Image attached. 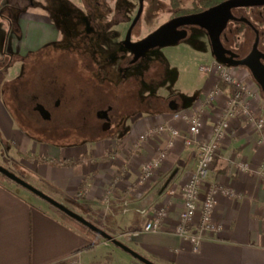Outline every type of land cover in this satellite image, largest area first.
<instances>
[{"label":"crops","instance_id":"obj_1","mask_svg":"<svg viewBox=\"0 0 264 264\" xmlns=\"http://www.w3.org/2000/svg\"><path fill=\"white\" fill-rule=\"evenodd\" d=\"M1 9L0 15L4 12ZM13 16V22L8 20L9 27L1 24L2 16L0 20V146L8 143L10 148L9 152L1 151L5 163L13 166L16 158L11 152L17 153L23 165L38 162L32 164L31 172L41 179L50 197L82 216L95 217L99 224L106 225V231L155 264H264V142H260L262 135L253 124L239 117L231 121L206 186L230 188L237 197H219L214 219L222 225V232L218 237L207 236L197 251L175 234L182 200L179 195H170L171 190L179 191L197 168V149L186 147L178 138L155 176L146 185L140 183L143 161L156 157L170 141L169 133L141 140L140 135L147 130L169 124L186 135V124L174 120V113L201 108L203 136L210 134L229 94L226 89L213 103L203 101L219 82L216 76L205 74L201 88L188 103L173 100L172 107L135 119L118 140H106V153L95 156L79 146L63 149L43 144L26 133L6 105L3 75L10 71L8 66L17 63L13 64V58L6 61L5 45L7 48L9 43L12 54L29 57L57 43L59 26L36 7H20ZM215 60L212 57L209 63ZM235 73L238 80L251 87L245 72ZM250 93L246 99L251 104L256 99L252 90ZM252 110L264 118V108L258 103H252ZM29 155L36 158L28 159ZM245 163L250 165V172L241 171ZM11 185L0 183V264H72L75 258L80 264H93L90 255L97 247L91 248L96 243L94 238L62 221L47 202ZM161 208L169 212L162 229L146 231L149 216ZM118 249L114 245L106 247L113 257L106 264L125 259Z\"/></svg>","mask_w":264,"mask_h":264},{"label":"rangeland","instance_id":"obj_2","mask_svg":"<svg viewBox=\"0 0 264 264\" xmlns=\"http://www.w3.org/2000/svg\"><path fill=\"white\" fill-rule=\"evenodd\" d=\"M175 1L179 3L181 9L188 10L193 9L195 2V0H148L145 4L142 21L134 30L133 40L137 41L144 39L163 24L171 20L176 11L173 7ZM140 5L141 0H1L0 7L2 9L8 7L4 10L1 9L2 12H4L0 15V20H2L1 16L4 18L1 24H5L6 27H9L8 20L13 22V14H16L18 8L24 6L36 7L39 8L41 13L47 14L48 18L52 19L56 24L58 23L60 34L57 43L42 49L38 53L31 54L26 58L12 54L9 43L7 48L5 45V53L8 54V56H5L4 58H6L7 62L10 58H13V64H17L13 67L8 66V69L10 70L9 72L7 71V73L10 74L9 77L6 76L7 73L3 75L4 88L10 83L16 84L20 78L29 76L26 71H34L42 63H48L56 67L63 63L64 60L75 62V59L72 60L70 56L79 58L83 54L84 56L80 59L83 65H88L91 56L95 64L100 61V63L104 65V63L106 64L108 61V58H110V55L116 54L115 58L113 57V59L109 60L110 63L104 71L116 82L122 80L124 76L127 77L131 83V89L126 86V83H122L117 87L116 93L111 92L110 94L118 98L123 96L126 100L129 96L136 97L141 103L140 107H129V105L126 104L125 107L128 108V110L124 113L126 115L124 122L121 118L115 124L106 121V124L111 125V127H107L109 129L108 131L111 133L107 132V136L105 135L98 139H94L95 141L89 143L92 137V131L96 130V128L92 125H88L87 122L83 123L81 128L68 127L66 132L68 130L71 131L68 136L61 135L53 138L51 137V134L43 132L42 128L40 131L33 129L31 124L27 122V118V124H22L17 116V107L11 99L9 88H7L4 92V99L9 111L34 141L40 143L45 142L63 149L68 148L70 145L79 146L87 152H91L95 154V156H98V154L102 152L106 153V140H118L123 131L126 130V128L128 129V125H131L135 119L149 115L152 111L161 109L162 107L168 109L172 100L178 99L182 103H188L190 97L199 91L201 84H203L202 80L206 74L200 69L202 66L210 65L209 59L212 57L214 58L209 40L204 34L205 31L201 28L191 27L189 29L188 38L180 41L176 45H170L158 50L155 49L149 51V53L136 65H130L128 63L132 54L124 48V42L126 41L130 25L139 12ZM91 16L93 17V21L90 22ZM93 22L94 24L97 23V25H99L95 26ZM104 26H108V28L105 30ZM9 34H11V32ZM7 40H9V36L7 37ZM75 63L78 67L80 66L83 68L80 62ZM26 64H29L30 66ZM24 71L25 73L23 74ZM231 71L234 75L237 71L246 72L237 68H233ZM139 75L142 76L139 79L141 81L138 85H134L135 77ZM219 82L217 81L216 83L219 84ZM249 82L251 83V87L249 84L246 85L250 91L252 90L254 98L256 99L251 100V108L252 103L255 104V102L259 104L261 109L264 108V95L256 90V87L253 86L251 80H249ZM90 94L91 90H85L83 95L86 98V96H90ZM108 94L109 93H106V95ZM135 100L136 103L137 99ZM203 101L208 103V97L206 96ZM74 104L81 106L83 101H75ZM108 105L109 104L107 103L103 108L106 110V116L108 115L113 119L117 118V115L115 114L121 112L123 104L120 103V106L116 108V111L113 110L111 112H107ZM26 114L29 117L38 119L37 116L32 115L30 112H27ZM121 115H123L122 112ZM93 116L94 115L91 114L92 118ZM89 118V112L86 111L84 114V120H88ZM121 125L122 128H120ZM119 128L120 130L116 132ZM4 149L9 152L10 148L8 143L2 148L0 146V154ZM16 154L17 153L15 152H11V155L16 158L13 160V166H9L7 162L5 163L4 158L0 155V165H3L5 168L49 196L47 190H45L46 188L42 187L41 179L31 172L33 168L32 164L38 162L33 161L32 163H28L24 161L25 165H23V161L19 159ZM29 175H32L33 178ZM150 180L144 182V184L146 185ZM11 186L16 190L26 192L27 194H30L32 198L47 204L45 201L16 183H13ZM103 203L106 205V193L103 198ZM152 215L153 213L149 216V221ZM84 216L89 221L106 231V225L103 223L99 224L95 217ZM112 235L114 236V234ZM94 239L97 247L90 255L93 257L92 263L106 264V262L111 260L106 247L110 245L113 246V244L107 242L99 235H97V237L94 236ZM106 243L110 245H106ZM118 251L121 252L119 253L120 256H125V259L118 258V261L115 264H142L136 261L130 254L124 253L120 249H118ZM71 262H73L72 264H80L78 258H75Z\"/></svg>","mask_w":264,"mask_h":264},{"label":"flooded vegetation","instance_id":"obj_3","mask_svg":"<svg viewBox=\"0 0 264 264\" xmlns=\"http://www.w3.org/2000/svg\"><path fill=\"white\" fill-rule=\"evenodd\" d=\"M147 1L148 0H144V9L141 18L133 29L132 37H131L132 42H139L142 40L140 39L134 41L133 35L135 28L142 21V17L145 11V4ZM181 10L187 11V13L182 15H176L174 13L172 19L184 15L200 13L193 11V9L192 10L181 9ZM232 15L234 19L228 23L227 28L221 35L222 43L227 50L232 51L237 56V58L235 59L236 61L244 60L246 58L250 59V63L247 67H233V68L242 69L246 71L245 74L251 80L253 86L256 87V90L260 92L262 95H264V82H261L259 80V77L261 76L260 73H264V6L233 9ZM135 18L133 19V21L135 20ZM92 19L93 17L91 16L90 22L93 21ZM94 25L98 26L99 24L97 25V23H95ZM104 27L105 30L108 28V26L107 27L104 26ZM191 27L192 26L184 28L188 31L187 38L189 37V29ZM204 31H205L204 34L207 36L210 43L208 33L206 30ZM125 42H124V48L132 54V57L128 60V63L130 65H136L139 61H141L143 57L135 61L134 52L125 45L126 44ZM158 49L160 48H156V50ZM63 55L69 56L67 54H63ZM82 56L84 55L82 54L79 58L70 56V58H72V60L75 59L74 61L77 63L78 62L81 63L83 67L82 70L84 72L77 70V78L83 79L79 81L83 85L87 86L86 90H91L90 95L96 98L99 102L98 105L93 103L92 106L85 108L86 110H89L88 112L90 118L88 120L87 119L84 120V115L79 116L80 113L78 114V110L81 108V106L74 104L75 101H83L84 90L81 91L80 89L81 96L79 98L71 99L70 96L73 91L69 92L64 89H61V87L53 88V87H45L44 85L36 87L41 82L40 80L39 81L33 80L30 84H32V86L35 87L31 89L30 88L27 89L25 84L29 82V80L32 79L34 76V71L30 70L29 72L28 70L26 72L27 74H29V76L20 78L16 84L10 83L5 88V89L9 88L11 99L17 107V116L19 117V121L22 124H27L28 122L31 124L32 128L37 131H40L42 128L43 132H47V134H51V137L53 138L55 136L59 137L61 135L68 136L71 133L70 130L66 132L68 127L81 128L83 126V123L87 122L88 125H92L96 128V130L92 131V137L91 140L89 141V143L90 142L92 143L93 141H95L94 139H98L102 137V135H105L106 132H110L108 131L109 130L108 126L111 127V125L106 124V121L115 124L121 118L123 119L122 121L124 122L126 116L124 113H126V110H128V108L125 107L126 104H128L129 107L131 106L140 107L141 103L139 102L138 98L136 97L134 98L132 96H129V98L126 100V98H124L123 96H120L118 98L112 95L114 97H113V102H111L110 93L112 91L116 93L117 87L120 84L126 83V86L131 89V83L127 77L124 76L122 80L116 82L115 80L110 78L107 75V73L104 71L107 65L110 63L109 60L113 59V57L115 58L116 54L110 55V58H108V61L106 62V64L104 63V65L100 63V61L97 62L98 64L97 63L95 64L92 60V56L90 58V62L88 63V65H83V63L80 60ZM75 62L64 60L63 63H61L59 66H56L57 69L54 70L55 72L54 74L61 75L63 70L70 71V69H76L74 65ZM26 65L30 66L29 64ZM40 65L42 67L44 63ZM24 73L25 71L23 72V74ZM141 77H142L141 75L135 77L134 85H138L140 83L141 80L139 79ZM51 91H54V93L56 94L59 93L60 95L56 96L57 98L51 97L52 98L51 104L49 103L50 105L47 106L46 104L41 102L40 99L48 100V96L49 94H51L50 93ZM106 93L109 94L106 95ZM102 94H104L105 96H102ZM135 99H137L136 103H135L136 101ZM172 101L170 102L169 107H172L174 105ZM119 102L123 104V108H121V112L123 113V115H121V112L115 114L117 115V118L114 119L108 115L106 116V112H105L106 110L103 109L106 106V104L107 103L109 104L107 108L108 109L107 112H111L113 110L116 111V108L120 106ZM27 112H30L32 115L37 116L38 119L29 117L26 114ZM91 114L94 115L93 118L91 117ZM26 118L28 120L27 122H26ZM97 128H100L101 130ZM120 128H122V125L120 126ZM120 128L117 129L116 132L119 131ZM41 143L47 144L45 142H41Z\"/></svg>","mask_w":264,"mask_h":264},{"label":"built area","instance_id":"obj_4","mask_svg":"<svg viewBox=\"0 0 264 264\" xmlns=\"http://www.w3.org/2000/svg\"><path fill=\"white\" fill-rule=\"evenodd\" d=\"M200 70L208 75L216 76L219 81H223L234 88L232 93L229 92L223 113L220 119L215 122L210 134L206 137L203 136V111L201 108H196L192 112L177 111L173 115L174 120L186 124V135L182 136L178 127L169 124L153 127L141 135V140H147L152 136L169 133L170 141L165 149L157 153L156 157L143 161L141 164L140 183H144L154 177L167 158L168 152L175 146V141L178 138H182L186 147H193L198 151L197 168L191 173L188 181L179 191H170V195H179L182 200V210L175 227V234L189 241L194 251L199 249L200 244L207 236L218 237L222 232V225L214 219L219 197H237L230 188L218 184L206 186L220 146L227 137L231 121L235 117H239L243 121L253 124L257 132L262 135L260 142H264V118L256 116L252 110L251 104L246 99L252 93H250L248 86L244 82L236 78L231 71L233 67L215 60L210 65L202 66ZM222 93L223 91L220 89L219 84H215L208 94V103H213ZM240 169L243 172L251 171V167L247 163L241 164ZM262 169L264 170V164ZM168 216L169 212L166 208L156 210L146 224L145 230L148 232H159Z\"/></svg>","mask_w":264,"mask_h":264},{"label":"water","instance_id":"obj_5","mask_svg":"<svg viewBox=\"0 0 264 264\" xmlns=\"http://www.w3.org/2000/svg\"><path fill=\"white\" fill-rule=\"evenodd\" d=\"M258 6H264V0H227L203 12L176 17L159 27L156 31L149 34L141 41L132 42L131 37L133 29L140 20L144 9V0H141L138 15L136 16L128 31L125 45L134 52L136 61L139 58L146 56L150 50L170 45H176L180 41L186 39L188 36V31L184 28L189 26L199 27L207 31L210 39L212 54L217 61L229 67H247L250 63V59L246 58L244 60L236 61L235 59L237 58V56L232 51L227 50L224 47L221 40V35L227 28L228 23L234 19L232 15L233 9ZM260 75L261 76L259 77V80L261 82H264V73H260ZM0 173L12 182L16 183L17 185H20L21 187L27 189L37 197L41 198L43 201L47 202L55 209L66 214L73 220L77 221L81 225L85 226L97 235L101 236L117 248L123 250L127 254H130L136 261L142 264H155L140 253L133 250L128 245L121 242L112 234L101 229L84 216L74 212L62 203L56 201L52 197L38 190L36 187L26 182L18 175L14 174L2 165H0ZM176 173L177 171L172 174L171 178L165 184L163 191L168 187Z\"/></svg>","mask_w":264,"mask_h":264},{"label":"trees","instance_id":"obj_6","mask_svg":"<svg viewBox=\"0 0 264 264\" xmlns=\"http://www.w3.org/2000/svg\"><path fill=\"white\" fill-rule=\"evenodd\" d=\"M227 0H196L194 2L193 5V11L195 12H203L207 9H210L214 6H217L223 2H225ZM174 4V6H173ZM172 4V6L176 9L175 14L176 15H182L187 13V11L181 10L179 3L177 1H175ZM75 68L76 69H70V71L67 70H63L61 75H55L54 70H56L57 68L54 65L48 64V63H44V65H42L43 67H37L34 70V76L32 79L29 80V82H27L25 84L26 88H34L35 86H32V84H30L33 80L35 81H41L36 87L42 86L44 85L45 87H61V89H64L66 91H73L70 98L71 99H76L79 98L81 96V91L87 89L86 85H83L80 81L83 80L82 78H77V70L78 71H83L81 67H78L75 63ZM84 72V71H83ZM42 73V74H41ZM79 74V73H78ZM83 75V73H82ZM37 76V77H36ZM40 77V78H39ZM83 77V76H80ZM80 80V81H79ZM219 87L222 91L229 89V92L232 93L234 88L230 85H228L227 83L220 81L219 82ZM81 89V91H80ZM51 94H49L48 96V100L46 99H40L41 102H43L44 104H46L47 106L51 104L52 98L51 97H55L60 95L59 93H54V91L50 92ZM112 93H114L112 91ZM80 94V95H79ZM102 96H105L104 94H102ZM69 97V96H68ZM110 99L111 102H113V97L112 95H110ZM42 98V95H41ZM93 96H89L87 95L86 98L83 96V104L81 105V108L78 110V114L80 113L79 116L84 115L86 111L85 108L86 107H90L93 105V103L95 104H99L98 100L96 98H94ZM50 103V104H49ZM87 103V104H86ZM64 132V131H63ZM105 135L107 136V132L105 133ZM105 135H102L105 136ZM36 158V156L34 157V155H29L28 159H33ZM41 161H44V159H41ZM0 183H9V184H13L14 182H12L11 180H9L7 177H5L4 175H2L0 173ZM52 209L57 213V215L60 217V219L62 221H64L65 223L72 225L76 228H78L81 232L85 233L87 236H89L90 238H94V236L97 237V234L94 233L93 231H91L90 229L86 228L85 226L81 225L80 223H78L77 221L73 220L72 218H70L69 216H67L66 214L60 212L59 210L55 209L52 207ZM104 230V229H103ZM108 232V231H107ZM95 246V244L91 245V248H93ZM111 257V256H110ZM112 260V258H111ZM110 260V261H111Z\"/></svg>","mask_w":264,"mask_h":264}]
</instances>
